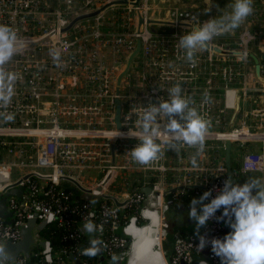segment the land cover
Instances as JSON below:
<instances>
[{
	"label": "built area",
	"instance_id": "1",
	"mask_svg": "<svg viewBox=\"0 0 264 264\" xmlns=\"http://www.w3.org/2000/svg\"><path fill=\"white\" fill-rule=\"evenodd\" d=\"M106 3L105 0H0V24L12 27L20 41H36L51 35L50 40L39 47L20 48L5 65L6 71L17 73L18 80L12 102L5 110L14 115V120L0 119V193L15 184L25 190L22 205L14 197L7 200L14 221L11 225L0 221V243H17L21 239V229L29 220H45L47 226L57 224L65 230V246L58 253L53 251L49 240H40L36 233V240L44 244L42 264H64L58 260L71 254L74 261L94 264L91 258L81 255L80 249L82 225L89 219L98 225L96 237L107 245L103 251L105 258L111 259L112 253L119 254L127 248L130 250L132 237L128 230L139 226L135 219L126 223L123 210L142 204L139 217L147 224L142 214L154 202L161 215L163 249L167 214L173 210L180 217L185 196L184 189L177 190L164 200L169 180L172 188L177 189L198 185L194 191L196 196L211 190L210 199L222 188L227 178L223 163L206 168L174 167L166 159L167 153L173 151L167 150L163 143L162 154L150 165L140 166L131 161L130 150L139 143L137 120L143 106L168 99L167 89L177 83L181 85L184 97L192 100L191 106L210 121L204 150L217 152L220 148L225 149L226 142L238 144L241 149L250 142H264V133L256 132L251 125V121L259 120V115L264 112L252 108L256 94L264 95V78L260 61V77H252L255 64L251 59L254 55L259 60L257 52L264 53V0H253V13L246 18V25L236 39L227 40L226 34L215 37L205 50L196 53L194 64L185 60L178 39L211 18L201 20L192 12L176 11L169 22L172 32L156 34L150 28L152 25L146 23L149 18L147 0H141L138 6L128 4L115 9L118 25L112 26L104 20L102 13L89 19V25L79 27L82 21L69 32H62L74 18L94 12ZM135 14L137 20L139 16L144 20L141 27L133 26ZM138 40L141 43L138 54L142 57L141 71L135 79L128 72L117 95L116 69L132 54ZM51 48L61 51L62 67L58 68L50 57ZM217 91L222 92V108L221 93ZM205 93L207 103L204 102ZM237 94L242 103L239 124L224 130L221 119L228 108H235ZM117 99L120 104L123 102L120 129L114 122ZM163 140L161 134L158 142ZM181 151L195 152V149L185 146ZM32 152L34 160L30 162L28 156ZM15 170L19 171L16 175L13 174ZM128 171L144 174L143 182L150 185L151 195L146 197L143 193L130 194L126 189L120 190L118 192L122 197L126 196L127 204L119 208L104 196H114L118 202H125L107 190L117 182L126 186L119 175ZM240 171L243 174L264 173V154L244 153ZM110 172L112 176L95 206L91 201H75L71 192L57 189L60 182L66 181L64 178H70L93 195ZM39 182H44L43 188ZM145 200L146 207L143 205ZM221 213L222 209L216 216ZM200 234L209 240L222 239L227 234V227L213 217ZM127 236L131 238L130 243ZM198 243L194 235L176 238L170 261L166 264H193L194 256L204 252L205 259L197 264H221L210 245L199 251ZM166 256L164 252L165 260ZM28 259L20 256L10 264H28Z\"/></svg>",
	"mask_w": 264,
	"mask_h": 264
},
{
	"label": "clouds",
	"instance_id": "2",
	"mask_svg": "<svg viewBox=\"0 0 264 264\" xmlns=\"http://www.w3.org/2000/svg\"><path fill=\"white\" fill-rule=\"evenodd\" d=\"M252 13L253 0H234L230 13L208 19L181 35L178 46L183 50L185 60L194 64L197 52L205 50L215 37L239 28ZM22 43L12 27L0 24V119L5 122L14 120V115L5 110L12 102L18 80L17 73L6 71L5 65L17 54ZM49 55L58 68L63 66L59 48L49 49ZM167 93L168 99L143 106L137 120L139 143L130 150L131 161L140 166L150 165L162 154L163 143L167 150L176 153L185 146L195 149L190 163L197 168L210 121L191 106L192 100L184 97L179 83L168 88ZM204 102H208L206 93ZM161 134L164 140L158 142ZM210 197L212 191H205L199 198H193L189 205L187 216L194 222V234L199 240L196 248L202 251L210 245L211 252L220 259L221 264H264V179L250 177L241 184L229 176L215 197ZM221 209V215L216 216ZM213 217L231 229L222 239L209 240L200 234V229ZM82 229L88 234L89 242L81 255L94 258L102 254L107 245L95 235L98 225L89 219L83 223ZM11 260L10 252L0 243V264H10ZM121 261L120 255L111 254V264H121Z\"/></svg>",
	"mask_w": 264,
	"mask_h": 264
},
{
	"label": "crops",
	"instance_id": "3",
	"mask_svg": "<svg viewBox=\"0 0 264 264\" xmlns=\"http://www.w3.org/2000/svg\"><path fill=\"white\" fill-rule=\"evenodd\" d=\"M109 1H113V0H106L105 3L109 2ZM155 1H158V0H147V6L149 9V15L150 16H156L157 20L170 22L172 20V14L176 11H178V12H192L199 19H203V0H189L187 4L182 3L179 5V7L177 5H178V3H180L181 0H176L174 2V5L176 7L168 8V9H166V8L160 9L158 4H154ZM161 1H163V0H161ZM205 2L207 5L209 4L208 0H204V3ZM118 7H121V6L111 7L109 9H107L105 12H103V15L105 18L104 20L109 22L112 26H114V24H116V22H117V21L115 22L116 17H114V16L117 14V12H115L117 10H115V9H117ZM136 16L137 15L135 14V15H133V18H132V21L136 20L135 23L133 21L134 28H137V26H138V20H137ZM90 23H91V21H88V20L83 21L81 24H79V27H82L84 25H89ZM116 25H118V23ZM245 25H246V20L241 24V26L238 29V32L232 31V32H230L231 36H226V37L228 39H231V40L236 39L235 35L239 34V32L245 27ZM169 26L170 25H164V26L152 25V26H150V28H151V30L154 31V33L160 34V33L172 32V30H171L172 27H169ZM202 51H199V52L201 53ZM257 56L259 58L261 66L263 67V74H261V76H262V78H264V58H263L264 53L263 52H257ZM126 62H127V60L124 61V63H121V66L117 67V69H116L117 74L115 72L116 79H117L118 75L124 70ZM141 67H142V57L140 55H138L134 58L132 65L130 67V70H129V73L133 79H135V76L138 77V74L141 71ZM252 77L257 79L255 72H254V75ZM132 81H134V80H132ZM217 93H219V94L221 93V95H220V107L222 108V106H221L222 92L217 91ZM253 100L255 102V104H252L253 110H257V111L263 110L264 111V95H263V93L256 94V96L253 98ZM48 101H49V98L45 99L46 106H48ZM234 105H235V108L234 109L228 108L227 111L225 112L224 116L221 119V128L224 130H231L239 124V121L241 118L240 110L242 107L240 94L239 95L237 94L236 99L234 101ZM263 113L264 112H262V114ZM262 114L259 115V120L253 119L254 121H251V125L253 127V130H255L258 133H264V116H262ZM232 145H235V151H233V149L231 147V152H230V162H231V168H232V174L234 177V182L242 184L243 182H245L250 177H253V178L258 177V178L264 179V173L249 172V173L243 174L240 171L243 154L244 153H255V154H261L262 153V154H264V142L263 141H254V142L247 143L245 145L244 149H241L238 146V144H232ZM193 154H194V152H192V151H188L187 153L182 152V151H180L179 153L168 152L166 159H167V162L169 163V165L174 166V167L175 166H183V165L192 166L190 163V160H191V156ZM224 162H225V149H222V148H220L217 152L210 151V149L204 150L203 154L200 155V157L198 158V164H199V166H203V168H206L208 166H215L218 163H223L225 165ZM129 174L138 177V179L141 180L144 188L148 187L147 184H144V182H143L144 174L139 172V171L123 172L121 175V179L123 176L129 175ZM170 181H171V179L169 180V184H171ZM120 183H122V182H117V183L111 185V187L109 186L111 190L109 188H108V190L112 191V190L118 189V191L121 190L123 192L124 191L123 189H125V188H124L123 183H122V185ZM196 187H199V186L197 185ZM196 189L197 188H194V189L189 188V187L184 188V192H186V195L183 197V203L180 206V209H181L180 212L181 213L183 212V213L179 217V219L184 221V223L181 226H179V228L181 231H184L190 235H195L194 234L195 233V224L187 216V213L190 210L189 205H190L191 200L193 198H199L200 197V196L195 195L194 191ZM202 192H204V187H203ZM116 196L120 197L121 201L126 200V196L124 195L122 197V193H120V194L118 193V194H116ZM166 219H168V218H166ZM225 226L227 227V233H228L229 232L228 226L226 224H225ZM201 229H200V231H201ZM153 232H154V229L152 228V226L150 224L148 226L144 225L142 227L133 228V229L128 230V233L132 237V242H133L132 250H130L131 252H130L128 264H161L160 260L158 259L157 255H156V252H155L156 250L154 249L153 244H152ZM164 242H165V245L167 248L168 241L165 240ZM172 243L173 242H171V244ZM171 246L173 247V244ZM205 256L206 255L203 254V258H201V259H205ZM198 257L199 256H194V259H198ZM95 259H96L97 263H102V262H99L96 257H95ZM104 261H106V259H104Z\"/></svg>",
	"mask_w": 264,
	"mask_h": 264
},
{
	"label": "water",
	"instance_id": "4",
	"mask_svg": "<svg viewBox=\"0 0 264 264\" xmlns=\"http://www.w3.org/2000/svg\"><path fill=\"white\" fill-rule=\"evenodd\" d=\"M141 0H135L134 3H130L128 0H113V1H109L106 4H104L102 7H100L99 9H97L94 12L91 13H87V14H83L80 15L76 18H74L69 25L64 28L62 30L63 33L69 32L76 24L85 21V20H89L92 19L100 14H102L103 12H105L107 9L114 7V6H123V5H128V4H132L133 6H138ZM144 23V20L141 16L138 17V27H141ZM146 23L149 25H157V26H161V25H169V22H165L162 20H157L156 16H150L149 18L146 20ZM51 35L45 36L44 38H41L39 40L36 41H22V47L21 48H35V47H39L40 45L48 42L50 40ZM141 49V43L138 40L136 42V48L135 50L132 52V54L128 57L126 65L124 70L118 75L117 77V81H116V94L119 95L120 93V88L122 85V81L125 78V76L128 74L130 67L132 65V62L134 60V58L139 54ZM264 58V57H263ZM251 59L253 60L254 64H255V74L257 77H260V65H259V60L254 56L251 55ZM116 104V108H115V117H114V122H115V126L117 129L121 128V104L120 101L117 99L115 101ZM231 147L232 144L230 142H226L225 143V167H226V175L227 177L231 176L234 180L233 174H232V168H231V162H230V152H231ZM114 143L111 145V152H112V156H113V161H114ZM30 176V175H29ZM112 176V172H110L108 174V176L106 177V179L104 180V182L98 186L94 191H93V195L83 189L78 183H76L74 180L70 179V178H64L66 181H68L69 183L73 184V186L75 187L76 190H79L80 192H82L81 194V198L86 200V201H91L93 206L96 205V203L100 200L99 194L101 193L102 189L104 188V186L108 183V181L110 180ZM28 176H26L24 178V180L27 178ZM44 182H39V186L40 188L43 187ZM189 188H196L195 186H190ZM184 188H174L173 192H176L177 190H183ZM141 192L146 196L149 197L151 195V188L150 187H145L141 190ZM25 195V190L21 187H19V184H15L13 185L11 188H7V190L4 193H0V221L5 222L8 225H11L14 221V214L13 212H11L8 207H7V200L9 198H16L19 205L23 204V196ZM104 198H107L108 200L112 201L114 203L115 206L119 207V208H123L126 204L127 201L125 202H118V200L114 197V196H104ZM47 226L45 220L41 221V222H37L36 219H32L27 221L26 225L21 229V239L15 243L12 244L10 242L7 243H2L6 246V250L10 252L12 260L10 261V263H14L18 257L23 256L26 258H29L30 254H31V250L35 247V246H39L40 248H43L44 244L43 242L37 241L36 240V233L41 232L45 227ZM228 231L230 232L231 229L228 227ZM204 255H206V252L203 253ZM69 260L73 262V264H83L81 261L75 260L73 259V255H69ZM97 260L99 262H103L105 259V256L102 252V254L96 256ZM185 264V263H182Z\"/></svg>",
	"mask_w": 264,
	"mask_h": 264
},
{
	"label": "trees",
	"instance_id": "5",
	"mask_svg": "<svg viewBox=\"0 0 264 264\" xmlns=\"http://www.w3.org/2000/svg\"><path fill=\"white\" fill-rule=\"evenodd\" d=\"M122 179L125 180V182L127 183V185L124 187L128 191V193H130V194L142 193L141 190L144 187H143L141 180L138 179V177L129 174V175L123 176ZM120 184L122 185V183H120ZM148 187H150V185ZM167 187H168V191L166 194H168V196L170 198L172 193H173L174 188H172V186H171V184H169V182L167 184ZM57 189L58 190H64L66 192H71V197L75 201H78V202H84L85 201L84 199L81 198V193L75 189L73 184H71L67 181L60 182ZM185 195H186V192H185ZM141 208H142V204L138 205V206L132 205V206L126 207L123 210L124 221L126 223H129L132 219H135L136 220L135 223L137 226L142 227V226L146 225V222L139 217V213H140ZM175 220L176 221H171V223H168V221H167L168 228H167L166 240L170 239L171 242H174V240L178 237L190 235L184 231H181L179 228V226H181L184 223V221L179 220V219H175ZM136 228H138V227H136ZM130 229H133V227L129 228V230ZM64 234H65V230L62 227H59L57 224H52V225L46 226L41 232H39L38 237L42 241L43 240H49L51 242L53 251L55 253H58L59 250H61L65 246V242L63 241ZM169 236H171V237L169 238ZM88 242H89V236H88V234L83 232L82 240L80 242V249L87 247ZM127 242L128 243L131 242V238L128 236H127ZM128 251H129V249L127 248V250L119 252L118 255H120L124 259V257H126V253ZM41 252H42V249L39 246L34 247L32 249L31 256L28 259V264H42L41 263V257H42ZM201 258H203V255H200L198 257V259H194L193 264H197V262L199 260H201ZM60 259L58 260L59 263L63 262L64 264H67L70 262L69 257L61 256ZM91 259L93 261L96 260L95 257L91 258ZM122 261H124V260H122Z\"/></svg>",
	"mask_w": 264,
	"mask_h": 264
},
{
	"label": "rangeland",
	"instance_id": "6",
	"mask_svg": "<svg viewBox=\"0 0 264 264\" xmlns=\"http://www.w3.org/2000/svg\"><path fill=\"white\" fill-rule=\"evenodd\" d=\"M106 1V0H105ZM176 0H158V1H155L154 4H158L159 8L162 9V8H173V7H176L174 5V2ZM189 0H181L180 3H178V7L180 4H187ZM209 1V4L207 5L206 2L204 3V0H203V19H206L207 17H210V18H220L222 15L224 14H227V13H230L231 12V5L234 3V0H208ZM201 19V20H203ZM238 29L237 28L236 30H234V32H238ZM227 36H231V33H226ZM238 34L235 35V38L237 37ZM227 40H230V39H227ZM121 104L123 105V102H121ZM211 145H214L216 146L217 144H213L212 142H210ZM232 149L233 151H235V145H232ZM187 153V152H185ZM183 154V153H182ZM184 155V154H183ZM28 160L31 162L34 160V152L30 153L29 156H28ZM19 171L18 170H15V172L13 173L14 175L18 174ZM121 176V175H119ZM116 186V185H115ZM107 192H109L110 194H114L116 196V194H118V189L116 190H107ZM169 199V196L168 194H165V197H164V200H168ZM143 205H145V207L147 206V200H145V202H143ZM166 218V216H165ZM167 218H169V220H174L177 218V215L174 213L173 210H171L168 214H167ZM180 220V219H179ZM165 223L168 225L167 223V219H165ZM166 236H167V231H166ZM171 236H169L170 238ZM166 240V239H165ZM168 240V246L166 248V245H165V242H163V250L164 252L166 253V261L169 262L170 260V257L172 255V244H171V240L170 239H167ZM36 247V246H35ZM130 250L126 253V257H124V263L123 264H128V261H129V256H130Z\"/></svg>",
	"mask_w": 264,
	"mask_h": 264
},
{
	"label": "bare ground",
	"instance_id": "7",
	"mask_svg": "<svg viewBox=\"0 0 264 264\" xmlns=\"http://www.w3.org/2000/svg\"><path fill=\"white\" fill-rule=\"evenodd\" d=\"M150 208L143 212L142 216L147 220L146 226L149 224L154 229V232L152 234V244L154 249L156 250V255L158 259L160 260L161 264H166V260L164 258V252L161 248V239H162V231H161V215L159 212H157L158 204L156 202L151 203ZM132 245L130 250H132Z\"/></svg>",
	"mask_w": 264,
	"mask_h": 264
},
{
	"label": "flooded vegetation",
	"instance_id": "8",
	"mask_svg": "<svg viewBox=\"0 0 264 264\" xmlns=\"http://www.w3.org/2000/svg\"><path fill=\"white\" fill-rule=\"evenodd\" d=\"M169 219V218H168ZM167 219V220H168ZM176 219H179V216H177V218ZM169 222L168 223H171V221H176L175 219L174 220H168ZM106 259V261H104V262H102V263H97V261L96 260H94L95 261V263L94 264H111V259H109V258H105ZM124 263V261H121V264H123Z\"/></svg>",
	"mask_w": 264,
	"mask_h": 264
}]
</instances>
